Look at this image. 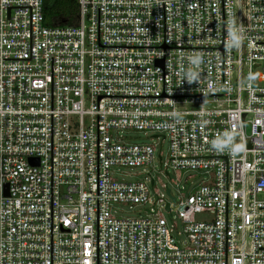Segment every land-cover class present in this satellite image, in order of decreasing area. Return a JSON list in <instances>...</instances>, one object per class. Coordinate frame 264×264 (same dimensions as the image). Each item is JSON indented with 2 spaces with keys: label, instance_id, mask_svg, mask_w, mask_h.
Instances as JSON below:
<instances>
[{
  "label": "built area",
  "instance_id": "built-area-1",
  "mask_svg": "<svg viewBox=\"0 0 264 264\" xmlns=\"http://www.w3.org/2000/svg\"><path fill=\"white\" fill-rule=\"evenodd\" d=\"M77 4L47 26L44 0H0V264H264V0ZM121 129L165 132L168 176L206 173L164 204L184 240L153 178L111 175L154 157Z\"/></svg>",
  "mask_w": 264,
  "mask_h": 264
},
{
  "label": "rangeland",
  "instance_id": "rangeland-1",
  "mask_svg": "<svg viewBox=\"0 0 264 264\" xmlns=\"http://www.w3.org/2000/svg\"><path fill=\"white\" fill-rule=\"evenodd\" d=\"M155 134H158V137H155ZM112 135L123 143H149L154 146V157L151 163L138 167H118L111 175L117 179L126 181H145L149 185H151V178H153L154 189L156 191L153 200L156 199L157 201L155 208L158 211H162L169 225L175 229V236L178 239L184 240L185 233L183 232L181 219L175 210L168 212L164 204L165 202L173 203V197L193 193L201 181L206 179V173L194 169L176 171L169 168L170 176H168L165 171L164 162L167 160L169 154V139L165 132L156 133L149 130L121 129L113 131ZM160 151L163 153L162 162L158 157ZM167 187L171 189V194L167 192ZM153 205V202L136 204L131 207L128 205H116L114 209L119 216L139 217L150 215L148 210L152 209ZM162 205H164L163 208L161 207ZM176 207L177 204H173V209H176ZM210 217L211 213H195L193 215V218L199 221L209 219Z\"/></svg>",
  "mask_w": 264,
  "mask_h": 264
},
{
  "label": "trees",
  "instance_id": "trees-1",
  "mask_svg": "<svg viewBox=\"0 0 264 264\" xmlns=\"http://www.w3.org/2000/svg\"><path fill=\"white\" fill-rule=\"evenodd\" d=\"M44 19L47 26L77 24V0H44Z\"/></svg>",
  "mask_w": 264,
  "mask_h": 264
},
{
  "label": "water",
  "instance_id": "water-1",
  "mask_svg": "<svg viewBox=\"0 0 264 264\" xmlns=\"http://www.w3.org/2000/svg\"><path fill=\"white\" fill-rule=\"evenodd\" d=\"M168 192H170V190H168Z\"/></svg>",
  "mask_w": 264,
  "mask_h": 264
}]
</instances>
